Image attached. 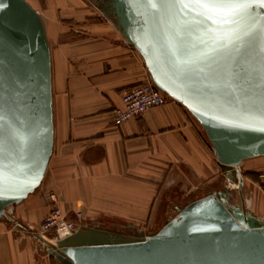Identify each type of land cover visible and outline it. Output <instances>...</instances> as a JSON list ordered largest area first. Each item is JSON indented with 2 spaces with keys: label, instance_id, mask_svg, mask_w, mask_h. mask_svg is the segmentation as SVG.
I'll return each instance as SVG.
<instances>
[{
  "label": "water",
  "instance_id": "obj_1",
  "mask_svg": "<svg viewBox=\"0 0 264 264\" xmlns=\"http://www.w3.org/2000/svg\"><path fill=\"white\" fill-rule=\"evenodd\" d=\"M140 55L153 85L199 123L218 166L237 183L177 207L153 232L126 236L91 227L54 242L38 236L60 264H264V220L244 206L243 160L264 156V32L220 52L207 78L174 73L169 43L180 20L147 0H94ZM264 16V6H254ZM247 113V115H246ZM53 147L50 48L26 0H0V218L40 184Z\"/></svg>",
  "mask_w": 264,
  "mask_h": 264
},
{
  "label": "crops",
  "instance_id": "obj_2",
  "mask_svg": "<svg viewBox=\"0 0 264 264\" xmlns=\"http://www.w3.org/2000/svg\"><path fill=\"white\" fill-rule=\"evenodd\" d=\"M26 1L50 48L53 147L39 186L0 218V264H60L33 236L53 199L69 220L80 210L83 228L126 236L159 230L179 205L209 190L227 189L239 200L203 129L178 102L113 125L121 94L150 77L94 0ZM239 170L245 208L263 217L256 185L264 183V156L243 160Z\"/></svg>",
  "mask_w": 264,
  "mask_h": 264
},
{
  "label": "snow or ice",
  "instance_id": "obj_3",
  "mask_svg": "<svg viewBox=\"0 0 264 264\" xmlns=\"http://www.w3.org/2000/svg\"><path fill=\"white\" fill-rule=\"evenodd\" d=\"M147 4L166 8L180 20L169 43L171 67L187 77L207 78L220 52L238 50L246 37L264 32V16L254 15V6H264V0H147ZM258 118L264 123V110Z\"/></svg>",
  "mask_w": 264,
  "mask_h": 264
},
{
  "label": "built area",
  "instance_id": "obj_4",
  "mask_svg": "<svg viewBox=\"0 0 264 264\" xmlns=\"http://www.w3.org/2000/svg\"><path fill=\"white\" fill-rule=\"evenodd\" d=\"M120 100L121 105L112 110V123L115 127L121 126L126 121L139 119L148 108L163 105L172 99L156 88L151 80H147L126 89L121 94ZM260 187L264 195V183ZM53 203L49 212L42 219L38 232L33 233L37 240H39L38 236L46 238L47 234H51V237L48 238L51 241L84 227L80 222L83 216L80 210L75 212L76 221L69 220L56 205L54 199Z\"/></svg>",
  "mask_w": 264,
  "mask_h": 264
},
{
  "label": "rangeland",
  "instance_id": "obj_5",
  "mask_svg": "<svg viewBox=\"0 0 264 264\" xmlns=\"http://www.w3.org/2000/svg\"><path fill=\"white\" fill-rule=\"evenodd\" d=\"M240 171V170H239ZM241 173V172H240ZM241 175H242V177H243V180L244 179H246L245 177H244V174H242L241 173ZM246 182V181H245ZM236 186H237V183H236ZM256 188H257V190H259V191H261V187H260V184H257L256 185ZM242 194H243V188H242ZM235 195V194H234ZM233 201L234 202H236V203H238L239 204V200H237L236 201V197H234V199H233ZM246 209V208H245ZM247 211H249L248 209H246ZM249 212H251V211H249ZM252 213V212H251ZM173 214V212L171 213V215ZM253 214V213H252ZM254 215V214H253ZM256 217H258V216H256ZM260 219H262V220H264V216L263 217H259ZM96 227V226H95ZM81 229H87V228H81ZM154 231H156V230H154ZM147 232H149V231H147ZM150 232H153V231H150ZM137 233H145L144 231H137ZM135 236V235H134Z\"/></svg>",
  "mask_w": 264,
  "mask_h": 264
},
{
  "label": "bare ground",
  "instance_id": "obj_6",
  "mask_svg": "<svg viewBox=\"0 0 264 264\" xmlns=\"http://www.w3.org/2000/svg\"><path fill=\"white\" fill-rule=\"evenodd\" d=\"M48 239V237H46ZM51 242H54V240H51Z\"/></svg>",
  "mask_w": 264,
  "mask_h": 264
}]
</instances>
